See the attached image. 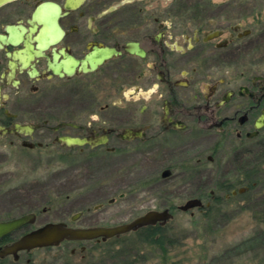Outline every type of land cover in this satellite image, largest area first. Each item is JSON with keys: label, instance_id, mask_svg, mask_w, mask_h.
Here are the masks:
<instances>
[{"label": "flooded vegetation", "instance_id": "obj_1", "mask_svg": "<svg viewBox=\"0 0 264 264\" xmlns=\"http://www.w3.org/2000/svg\"><path fill=\"white\" fill-rule=\"evenodd\" d=\"M251 1L8 0L0 5V200L6 206L14 197L15 204L30 207L0 220L29 215L0 237V264L36 249L8 253L48 223L100 226L74 224L85 209L50 218L51 211L73 203V191L42 185L49 173L39 169L43 161L119 162L148 145L152 187L177 180L190 186L166 192L213 198L229 190L204 185L203 177L221 154L253 149L262 129L256 132L264 114V74L252 75L235 64L252 41L264 39V17L252 13ZM64 137L85 142L68 145ZM12 163H29L28 169L11 170ZM89 241L106 240L65 239L57 246L75 243L76 253Z\"/></svg>", "mask_w": 264, "mask_h": 264}, {"label": "rangeland", "instance_id": "obj_2", "mask_svg": "<svg viewBox=\"0 0 264 264\" xmlns=\"http://www.w3.org/2000/svg\"><path fill=\"white\" fill-rule=\"evenodd\" d=\"M250 9L264 17V0L251 1ZM235 64L236 68H249L252 75L264 74V39L252 41ZM251 146L249 152L221 154L210 163L203 184L218 186L217 182L229 180L232 185L214 198L209 193L166 192L176 186H190L177 180L152 187L148 145L140 153L123 155L119 162L43 161L39 169L49 173L43 174L42 185L73 191V203L57 208L55 213L51 211V219L70 217L85 209V215L74 224L112 226L166 207L173 209L174 217L165 225H153L154 230L142 227L106 241L86 242L85 251L78 247L73 253L75 243L41 247L18 261L11 257L5 264H27V257L32 259L31 264H264V173L262 184L231 195L233 189L246 187L237 182L241 168H252L264 151V127ZM26 165L12 163L10 169L23 172L28 169ZM52 171L57 173L53 175ZM194 197L203 198L205 206L195 208L194 214L179 208ZM13 199L6 206L0 200V220L30 210L28 203L15 204ZM101 202L103 206L96 207Z\"/></svg>", "mask_w": 264, "mask_h": 264}, {"label": "water", "instance_id": "obj_3", "mask_svg": "<svg viewBox=\"0 0 264 264\" xmlns=\"http://www.w3.org/2000/svg\"><path fill=\"white\" fill-rule=\"evenodd\" d=\"M8 0H0V5ZM264 127V114H262L256 121V132ZM62 141L68 145L74 143H83L85 140L71 137H64ZM168 171L164 172L167 176ZM247 187H242L238 190H233V194L243 193ZM203 199L191 198L179 208L188 211L193 208L204 206ZM209 205V204H208ZM78 216V215H77ZM174 217V213L166 208L164 210H149L145 214L133 219L132 221L112 225V226H93V227H69L65 222L48 223L37 230L27 234L21 240L8 249V253H17L23 249H34L39 247L57 246L65 239H94L101 238L108 240L109 238L125 234L130 231L138 230L149 225H156L158 223L165 225ZM77 217H73L76 219ZM29 220V215H24L8 221L0 222V237L19 228Z\"/></svg>", "mask_w": 264, "mask_h": 264}, {"label": "trees", "instance_id": "obj_4", "mask_svg": "<svg viewBox=\"0 0 264 264\" xmlns=\"http://www.w3.org/2000/svg\"><path fill=\"white\" fill-rule=\"evenodd\" d=\"M248 168V167H247ZM241 168L240 171V176L237 177V182L245 183L247 187L249 188H255L256 186L260 185L263 183V179H261V174L264 173V151H262V154L256 162V164L252 168ZM244 176L243 178L241 176ZM242 179H241V178ZM218 186L226 187V188H231V181L226 180V181H219L217 182ZM234 186V185H233ZM157 226V225H156ZM156 226L150 225L147 226L148 229L154 230ZM154 242V241H152Z\"/></svg>", "mask_w": 264, "mask_h": 264}]
</instances>
